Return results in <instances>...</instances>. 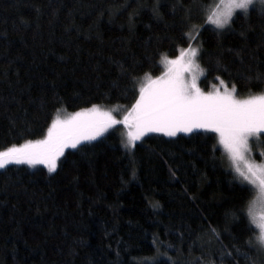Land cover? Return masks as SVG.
Here are the masks:
<instances>
[{
    "label": "trees",
    "instance_id": "1",
    "mask_svg": "<svg viewBox=\"0 0 264 264\" xmlns=\"http://www.w3.org/2000/svg\"><path fill=\"white\" fill-rule=\"evenodd\" d=\"M215 2L0 0V151L44 139L57 115L132 106L161 56L192 40L203 87L264 92V12L217 29L206 22ZM235 177L205 130L128 149L113 128L66 147L55 171L9 163L0 264H264L246 217L254 189Z\"/></svg>",
    "mask_w": 264,
    "mask_h": 264
},
{
    "label": "snow or ice",
    "instance_id": "2",
    "mask_svg": "<svg viewBox=\"0 0 264 264\" xmlns=\"http://www.w3.org/2000/svg\"><path fill=\"white\" fill-rule=\"evenodd\" d=\"M257 3L264 12V0H220L207 16V21L217 29H223L238 10L247 15L250 7L255 8ZM195 30L196 26H193ZM198 52L197 48L190 46L187 54L182 50L176 59L165 58L167 72L154 80L149 78L147 85L140 87L139 98L123 119L129 129L127 145L134 146L135 141L149 132L170 137L181 132L191 133L194 129H211L217 133L219 143L234 162L235 179L242 186L245 182L255 186L257 196L249 202L246 217L250 228L255 224L259 229L255 240L259 249L264 251V163L249 162L244 155L249 138L264 134V92L238 98L235 85L230 90L225 87L223 92H203L194 73V69L199 68L195 63ZM186 72H193L190 82L185 78ZM260 78L258 74L257 79ZM116 123L110 111H101L95 105L63 120L57 115L44 139L29 140L0 151V168L9 163H26L44 164L50 172L55 171L57 160L66 147L76 148L82 140H94ZM257 206L258 212L255 210ZM248 243L251 245L252 240Z\"/></svg>",
    "mask_w": 264,
    "mask_h": 264
},
{
    "label": "rangeland",
    "instance_id": "3",
    "mask_svg": "<svg viewBox=\"0 0 264 264\" xmlns=\"http://www.w3.org/2000/svg\"><path fill=\"white\" fill-rule=\"evenodd\" d=\"M220 3V0H216V2L212 5V7L208 10H207V15H206V22L207 21V16L211 13V11L216 7L217 4ZM259 4V3H257ZM237 12H240L239 10ZM209 23V22H208ZM215 27V25H213ZM195 33V32H194ZM193 38V36L191 37ZM192 47V48H197L199 50V45L197 44V42H195L194 40H192L188 45L180 48L177 52V54L175 56H167V55H162L161 58H160V63L162 65V71L160 74L158 75H151V76H146L145 77V80L142 81L140 84H139V89L141 86H145L147 85L148 83V79L151 78V79H156L157 77H161L163 76L167 70H168V65L165 61V58H167L168 60H171V59H176L178 56H180L181 54V51H185V53L187 54V50L189 49V47ZM198 55H199V52H198ZM197 55V57L195 58V63L199 65V68L198 69H194V73L195 75L197 76V85L198 87L203 91V92H213V91H216V90H219L221 92L224 91L225 87H227L229 90L232 88V86L226 84L225 82L222 84L221 81H218L214 84H212L211 86L205 88L201 85L200 83V79L203 75V70H202V67H201V64L199 62V56ZM192 75H193V72H186L185 73V78L190 82L191 81V78H192ZM139 94L138 93V97L137 99L139 98ZM236 95L238 98H244L246 97L247 95H240L236 92ZM136 101V100H135ZM135 103V102H134ZM133 106V105H132ZM132 106H129V107H124V106H121V105H115V106H111V107H108L109 109H104L106 111H110L112 113V115L115 117V119L117 120V123L116 124H113L111 125L107 130H110V129H117L120 134H121V137H122V144L124 147L130 149L132 146H128L127 145V141H128V136H127V133H128V127L123 123V119H124V116L128 114V112L131 110ZM103 110V111H104ZM63 114L60 115V118L63 120ZM106 130V131H107ZM194 130H205V131H211L215 134L216 138H217V141H218V144L219 146L222 148V150L224 151L227 159H228V162L230 164V167L231 169L233 170V172L235 173L234 171V162L232 161L229 153L227 152V150L224 148V146L222 144L219 143V135L217 133H215L213 130L211 129H194ZM193 130V131H194ZM182 133V132H181ZM148 134H160V135H163V136H166L165 134L163 133H156V132H149V133H146L144 136L148 135ZM177 134H180V133H177ZM183 134H188V133H183ZM142 136L140 138V140L144 137ZM167 137H170V136H167ZM97 138V137H96ZM139 141V140H137ZM135 141V142H137ZM264 141V134H260V135H257V136H253V137H250L249 138V142H248V149L247 151L245 152V159L248 160L249 162H253V163H256V164H261V163H264V145L262 144ZM134 142V143H135ZM256 156H259V157H256ZM259 158V159H257ZM240 166L243 168L244 167V163L243 161L240 162ZM235 175H237L235 173ZM247 183V182H246ZM254 189V198L253 200L256 198L257 196V192L255 190V186L251 185ZM257 212L260 211L259 207L257 206L256 209H255ZM258 229V228H257ZM258 235H259V229H258Z\"/></svg>",
    "mask_w": 264,
    "mask_h": 264
}]
</instances>
